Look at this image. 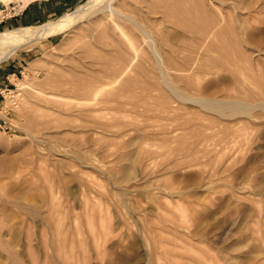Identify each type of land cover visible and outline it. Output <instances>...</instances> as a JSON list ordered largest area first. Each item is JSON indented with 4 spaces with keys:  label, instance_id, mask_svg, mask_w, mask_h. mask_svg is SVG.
Wrapping results in <instances>:
<instances>
[{
    "label": "rangeland",
    "instance_id": "obj_1",
    "mask_svg": "<svg viewBox=\"0 0 264 264\" xmlns=\"http://www.w3.org/2000/svg\"><path fill=\"white\" fill-rule=\"evenodd\" d=\"M29 1L0 0V31L57 20L88 0L16 21ZM255 1L217 3L231 15L225 25H247L234 38L222 34L225 45L200 51L201 64L188 74L192 92L264 98V53L254 49L264 52V0ZM167 18L170 41L187 42L186 21ZM80 25L0 60V68L15 62L7 79L0 72V264H264L261 110L226 118L185 102L174 112L162 89L141 93L147 85L137 74L122 90L131 105H106L82 120L59 114L61 128L35 125L46 111L43 78L85 39Z\"/></svg>",
    "mask_w": 264,
    "mask_h": 264
},
{
    "label": "bare ground",
    "instance_id": "obj_2",
    "mask_svg": "<svg viewBox=\"0 0 264 264\" xmlns=\"http://www.w3.org/2000/svg\"><path fill=\"white\" fill-rule=\"evenodd\" d=\"M128 1L88 0L57 20L0 31V60L14 52L25 42L53 36L78 22H82L80 28L86 32L85 39L79 38L76 47L58 59L54 71L52 73L47 72L48 74L43 78L46 90L41 89L43 93L39 98L40 100L42 98L45 103L46 111H43V113L40 111L41 114H38L40 116H36L43 117L42 120L35 123L36 126L44 129L61 128V125L65 124L57 123L59 122V114H74L78 118L82 116V120L83 117L91 116L95 111L102 109L103 106L122 107L125 104L132 103V100L123 99L122 90L125 87L124 85L130 86L139 81L137 74H140L139 78L142 76L144 84L147 85L141 87L142 92H140L146 93L151 86L155 89L159 88L158 90L162 89L163 91H161L166 94L163 95L167 97L165 99L168 100V103H172L169 105L170 110L174 112L178 110L179 105L181 106L185 102H191L197 106V109L226 118L239 114L248 117L256 109L264 112V98L259 97L255 102H249L245 99L243 101L242 98L240 100L239 98H232L228 94L229 90H221L220 94L218 93L219 95L208 93L210 89L206 90L208 94L206 92L196 94L190 90L193 85L188 74L195 69L194 67L197 64L199 65L200 51L206 45L218 47L220 42L223 41L219 39L222 34H224L222 36L224 40H226L225 35L228 33L234 38L236 34L239 35L240 31H244V24L247 25L244 21L239 22L238 31L234 26L232 28L229 26L232 21H227L229 18L226 17L230 14L225 15L223 8L217 9V3L223 5L227 0H133L132 5L134 6L131 10L124 7L129 4ZM207 2L211 6L213 3L215 8L212 6V10ZM234 2L232 1L233 4ZM250 2L245 1L244 3L250 5ZM246 5L243 6L246 8ZM249 5H247L248 9L251 8ZM253 8L256 12L257 9ZM257 8L259 9L260 6ZM261 10L263 11L262 7ZM167 17H174L178 22L186 21L183 28L190 34L187 42L184 41L185 39L181 43L170 41L166 32L167 26L162 27L161 22V20L168 19ZM239 19L237 20L239 21ZM226 21L228 24L230 23L227 24L228 26L225 25ZM249 33L247 35H251ZM231 36L228 38H231ZM223 42L225 43V41ZM231 42H227L229 47ZM224 43L223 45H225ZM234 43L236 44L237 41ZM220 45H222V42ZM235 47L237 46L235 45ZM185 49H188L189 52L185 53ZM254 49L257 55L264 53L259 47ZM133 66L139 72L136 73L137 76L131 73ZM120 83L123 86H119ZM137 99H140L139 96ZM187 123L183 122L182 124ZM190 125L192 127L194 122ZM84 126L86 124L77 123L74 127L81 129ZM35 128L33 135L37 140H40L38 139L40 135L36 134ZM179 129H182V127ZM46 133L48 134V132ZM46 139L48 140V138ZM37 140L35 139V141Z\"/></svg>",
    "mask_w": 264,
    "mask_h": 264
},
{
    "label": "crops",
    "instance_id": "obj_3",
    "mask_svg": "<svg viewBox=\"0 0 264 264\" xmlns=\"http://www.w3.org/2000/svg\"><path fill=\"white\" fill-rule=\"evenodd\" d=\"M82 0H31L25 6L24 10L18 14L16 21H35L43 15H52L59 13L60 11L66 10L73 5L78 4ZM15 66L14 63H8L7 66H2L0 72L5 71L8 73L3 75L6 79L10 75L9 71L13 70L12 67Z\"/></svg>",
    "mask_w": 264,
    "mask_h": 264
}]
</instances>
